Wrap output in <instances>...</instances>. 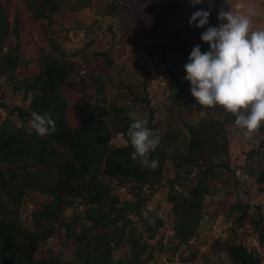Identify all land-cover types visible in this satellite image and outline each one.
Returning <instances> with one entry per match:
<instances>
[{"label":"trees","instance_id":"obj_1","mask_svg":"<svg viewBox=\"0 0 264 264\" xmlns=\"http://www.w3.org/2000/svg\"><path fill=\"white\" fill-rule=\"evenodd\" d=\"M10 1L0 0V77L9 73L14 89H22L28 103L24 106L1 101L5 108H10L0 124V264H160L163 257L171 258L167 245L160 251L155 250V238L165 220L159 214L158 205L153 210L147 205L159 191L167 189L166 199L174 224L173 253L199 238L204 215L208 213L205 205L215 203L213 197L219 191L212 189L213 184L221 178L223 182L226 174L235 172L226 120L200 115L184 120V128L169 125L163 132L158 122H154L155 112L145 80L129 84L119 78L116 94L111 97L107 92V84L114 80L111 76L102 74L95 79L88 76V65L97 62L100 66L112 59L108 51L88 53L95 38L93 26L82 22L76 11L69 25L83 32L84 45L67 50L61 42L59 27L68 28L57 18V11L67 0H23L31 13V17L26 18L11 14ZM147 1L143 7L147 30L132 39L151 40L149 51L155 53L158 30L164 32L165 24L162 26L157 21L155 10L159 6L154 7ZM137 2L140 4V0ZM76 3L82 7L91 4V0ZM166 3L164 0L161 6ZM188 4L191 5L190 0ZM124 10L121 2L109 0L105 13L119 11L124 17ZM188 14L191 17L193 13ZM32 20L38 24V40L33 36V28L26 33L30 27L27 23ZM187 24L184 22L183 26L186 31ZM209 26L219 24L204 28L191 25V44L186 50L181 49L187 58L197 44L202 51L209 50V44L200 38ZM121 30V37L127 39L122 25ZM30 50L38 51L39 73L33 72L30 79L20 78L17 68ZM167 52L165 46L160 50L162 55ZM31 61L33 59L28 57L23 65L25 70L29 71ZM85 69L87 78L81 76ZM75 85L88 88L87 98L82 100L84 115L77 126L72 123L69 100L63 92L64 88ZM136 85L142 88L143 94L137 92ZM188 85L189 81L176 76L170 82L176 102L192 106L195 112H226L236 127L232 113L219 105L212 108L199 105ZM91 93L93 97L88 98ZM33 111L49 113L55 121L56 132L40 137L31 127L23 126L29 122ZM145 111L149 114L147 118ZM130 112L146 119L147 127L161 137L148 157L159 161L155 170L131 158L134 149L127 136L133 122ZM11 115L22 124H17ZM114 134H122L126 143L113 145ZM252 154H259V150ZM168 160H172L177 170L173 178L164 173ZM259 171L255 181L263 185L264 190V166ZM189 179L193 181L190 186L187 185ZM117 187L128 188L129 197L120 198L115 192ZM36 191L45 194L46 199L39 206L34 205L32 225H29L21 218V207L25 198ZM79 206L84 207L83 212H77ZM68 208L73 209L69 216L65 215ZM221 215L230 223L229 233L216 238L212 248L225 250L232 264H264V252L248 246L245 231L240 232L242 228L250 230L264 248L262 208L239 198L230 201L227 212ZM219 216L208 219L214 223ZM57 234L63 236V247L55 250L48 246V240ZM121 246L128 248V254L117 257L115 252ZM43 251L48 257L41 255ZM194 258L192 254L191 260Z\"/></svg>","mask_w":264,"mask_h":264},{"label":"rangeland","instance_id":"obj_2","mask_svg":"<svg viewBox=\"0 0 264 264\" xmlns=\"http://www.w3.org/2000/svg\"><path fill=\"white\" fill-rule=\"evenodd\" d=\"M121 2L125 10L123 16L119 11L106 14L105 8L108 5L109 0H91V4H85L80 7L77 0H67L63 2L64 6L57 11V18L65 22V26L68 29H60L58 34L61 36V42L66 46L67 50H74L84 45L83 32L81 30H74L69 24H71L73 13L77 12V17L87 25H92L94 30V42L88 48V53L93 55L96 51H108L111 56L112 62H103L100 66L93 63L92 66L88 65L90 74L88 76L96 78L98 75L106 74L111 76L114 80L107 84L108 95L116 94L117 81L119 78H123L124 81L131 84H138L145 80L147 82V90L151 100V107L154 109V122H158L161 130L164 132L169 125L184 128L183 121L188 119H195L196 116H212L226 120L228 128L229 148L231 154L232 167L234 168V174H226L223 182L222 178L216 181L212 189H218V193L214 195L215 203L205 205L207 214L203 218V228L200 232L199 238L190 240L187 246L182 245L180 251L172 252V248L175 245L174 239V224L173 215L171 213L170 205L166 199L167 189L159 191L153 198L152 203L147 205L149 210H153L159 206V214L164 217L165 223L160 227L159 233L156 236L155 250L160 251L162 246L167 245L171 249V258L163 257L160 264H232L230 257L225 250H214L212 248L213 241L218 237H226L229 233L228 229L230 223L223 219V215L227 212L230 201H235L239 198L250 204L251 206H259L264 212V190L255 181L256 175L260 172L264 166V123H262L260 129L253 134L252 137H245L244 131L238 127H234L229 121L227 113H211L207 111L195 112L192 106H183L176 102L171 94L170 82L174 77L183 79L186 76L184 65L188 62V58L182 52V48L185 50L191 44V24L190 13H194L197 10L203 9L211 12L209 16V24H220L218 15L221 11L237 10L239 5L247 4L249 0H203V3L196 4L195 6L189 5L188 0H166L167 3L161 6L164 0H150L154 7H158L155 10L157 14V21L165 24L164 32L159 33L156 37L157 49L155 53L149 51L153 44L148 39H132L135 36H139L145 33L147 30L146 15L143 12V7L148 4L147 0H140L138 4L137 0H117ZM12 9L10 12L12 15H22V17H31V13L27 9L23 0H11ZM191 2V0H190ZM260 15L255 18L254 23L257 27H264V0H255ZM166 6V7H165ZM162 8V9H161ZM166 16V18H164ZM124 18V20H123ZM184 22L188 23V30L184 29ZM220 22V23H219ZM226 22V21H224ZM26 33L29 28H33L35 31V40H38L37 36V21L32 20L31 23H27ZM121 25L126 32V38L121 37ZM67 35V37H65ZM26 36V35H25ZM28 40V39H25ZM40 44V43H39ZM38 44V45H39ZM166 47L168 52L166 55H162L160 50L162 47ZM172 50H177L172 52ZM31 57H30V56ZM33 59L29 62L28 70L23 68L25 61H21L18 66V77L30 79L33 77V72L39 73V66L37 65L38 51H28L26 55ZM80 61H82L79 58ZM87 66V64H85ZM87 69L81 71V76L86 77ZM9 74V73H8ZM8 74L0 77V124L6 118L8 110L5 108L1 101H5L8 104H20L23 103L27 106L28 98L23 96V90L14 89V84L8 77ZM83 74V75H82ZM87 78V77H86ZM19 80V79H18ZM94 81V80H93ZM189 91L190 85H188ZM137 92L143 94L141 87L137 86ZM88 88L84 89L79 85L74 87L64 88L63 92L67 95L69 100V111L71 113L72 123L77 126L78 122L84 115V107L82 100H86L85 93ZM93 93L88 98H92ZM25 99V100H24ZM144 115L148 117V112L145 111ZM15 119L17 124L21 125L14 115L10 116ZM23 126L30 124L24 123ZM126 141L122 134H114L112 137L113 145H123ZM259 150V154H252V151ZM166 177L173 178L177 170L173 167L172 160H168L164 169ZM194 174V173H193ZM192 180L189 179L187 185H192ZM128 188L117 187L115 192L119 194L120 198H127ZM36 198V202L32 203V198ZM211 197H209L210 199ZM46 199V195L41 192H34L31 196L25 198L21 207V218L26 221L27 224L31 223V211L35 206H39L42 201ZM84 207L79 206L77 212H83ZM73 212V209L68 208L65 211V215L69 216ZM220 215V216H219ZM212 216H219L218 220L214 223L208 219ZM245 231V241L248 246H255L259 251L264 252V248L259 245L255 236L250 234L248 229H240ZM252 233V232H251ZM249 234V235H247ZM50 238L48 240V246L53 247L55 250L63 247L62 234ZM242 235V234H241ZM247 236V237H246ZM128 254V248L121 246L116 252L115 256H126ZM194 254L195 258L191 260V255ZM42 256L48 257L45 251L42 252ZM162 257V256H161ZM184 258H188L187 261Z\"/></svg>","mask_w":264,"mask_h":264},{"label":"clouds","instance_id":"obj_3","mask_svg":"<svg viewBox=\"0 0 264 264\" xmlns=\"http://www.w3.org/2000/svg\"><path fill=\"white\" fill-rule=\"evenodd\" d=\"M193 6L203 0H191ZM260 15L255 0L239 5L237 10L221 11L219 26H209L201 40L209 44L208 51L195 45L184 65L190 90L199 105L221 106L235 116V126L252 137L264 123V27H257ZM210 12H194L189 23L204 28L209 25ZM226 21V22H224ZM29 124L36 134L46 137L56 132L55 121L49 113L31 112ZM133 121L128 130L134 151L133 160L155 170L159 161L149 160L150 152L160 143V135L147 127L148 121L130 112Z\"/></svg>","mask_w":264,"mask_h":264}]
</instances>
